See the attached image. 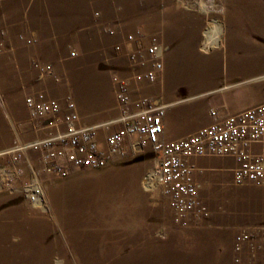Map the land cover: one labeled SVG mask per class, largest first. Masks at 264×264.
<instances>
[{"label": "rangeland", "instance_id": "rangeland-1", "mask_svg": "<svg viewBox=\"0 0 264 264\" xmlns=\"http://www.w3.org/2000/svg\"><path fill=\"white\" fill-rule=\"evenodd\" d=\"M47 1L51 18L35 11L44 0H0V152L49 136L25 105L31 94H48L41 87L49 81L80 109L98 94H115L122 108L115 78H129L133 101L169 105L167 115L193 134L214 122L212 111L228 116L264 103V0H84L87 11L81 0H59L78 10L73 19L56 12L58 0ZM139 30L163 46L154 82L135 79L142 71L114 41L123 37L131 51ZM120 127H101L103 148ZM135 143L101 169L41 173V204L20 184L0 192V264H264V187L236 186L230 158H194L210 215L176 226L162 187L146 183L158 157ZM41 154L24 155L22 183ZM244 233L254 238L237 251Z\"/></svg>", "mask_w": 264, "mask_h": 264}, {"label": "built area", "instance_id": "built-area-1", "mask_svg": "<svg viewBox=\"0 0 264 264\" xmlns=\"http://www.w3.org/2000/svg\"><path fill=\"white\" fill-rule=\"evenodd\" d=\"M147 41L148 45L145 44ZM135 46L129 58L132 67L142 71L135 79L154 82L163 70V46L159 38L146 36L139 30ZM34 67L42 73L53 72L52 66L35 64ZM115 81L122 115L117 121L100 127H82L76 103L71 98L61 103L45 92L28 96L25 105L31 120L43 123L50 134L42 141L18 143L0 152V192L13 191L20 184L30 202L41 204L44 200L41 173L65 178L73 167L104 168L118 154H125L126 144L129 142L133 146V141L139 148L151 147L157 155L158 162L147 175L146 183L150 188L162 187L176 226L187 228L210 215L199 197V187L194 179L195 166L191 164L194 158L233 159L236 186L264 187V103L228 116L212 111V124L186 138L168 141L164 138L167 105H158L148 97L133 101L131 79L115 78ZM112 124L122 127L111 131L103 148L99 141L100 129H107ZM30 150H41L40 167L32 170L31 181L22 183L21 163ZM253 238L252 234L244 233L236 243V250L242 251L244 244L252 242ZM236 262L242 264L240 258H236Z\"/></svg>", "mask_w": 264, "mask_h": 264}, {"label": "crops", "instance_id": "crops-1", "mask_svg": "<svg viewBox=\"0 0 264 264\" xmlns=\"http://www.w3.org/2000/svg\"><path fill=\"white\" fill-rule=\"evenodd\" d=\"M45 1L47 0H44V3H41V5H39L35 9V11H39L40 18L43 17L42 15L43 13L46 14L44 16L45 18H48V17L51 18L49 15L53 13L52 12L53 9H51V7L49 6L48 1L47 2ZM59 2H60L59 4L61 5V7L58 11H56L57 13L59 12V13L65 14L62 17L67 18V19H73L76 17L78 10H76L75 8H72V6H69L70 3H65V1L63 2L59 1ZM81 4H83L82 6H85L84 0H81ZM84 9L86 11L88 10L86 6L84 7ZM114 41L116 42V45L118 44L121 45L125 57L129 55L131 47L130 45L126 43V40H124L123 37L121 39L116 38L114 39ZM82 50L84 51V49ZM51 76L54 77V75H51ZM41 88H43L44 91H46L48 95L52 98L54 97L55 99L58 98L60 100H63L64 98L67 97L64 94L62 87L61 86L56 87L53 82L49 81L47 84H43ZM135 88L140 89L139 87H135ZM132 98L133 100L135 99L133 95H132ZM63 102L65 103L64 100ZM85 103L86 104H84L81 109L78 104L76 105H77L78 113L81 117V124L86 127L113 123L117 121L122 115V110L118 104V101L116 100L115 94H113L112 98H109V96L106 97L105 95L103 97V94H98L95 99L91 98V100H87L85 101ZM167 107H168L167 108V112H168V109L170 106L167 105ZM164 124H165L164 138L168 141L186 138L190 136L191 134H193V132L196 130V129L189 130L188 128H184V126L182 125V119L178 118V116H172V117L168 116L167 113H166V117L164 120Z\"/></svg>", "mask_w": 264, "mask_h": 264}, {"label": "bare ground", "instance_id": "bare-ground-1", "mask_svg": "<svg viewBox=\"0 0 264 264\" xmlns=\"http://www.w3.org/2000/svg\"><path fill=\"white\" fill-rule=\"evenodd\" d=\"M216 43H214V45H215ZM59 82V81H58ZM74 101V100H73ZM61 102V101H60ZM65 102H66V100H65ZM75 102V101H74ZM77 106V105H76Z\"/></svg>", "mask_w": 264, "mask_h": 264}]
</instances>
